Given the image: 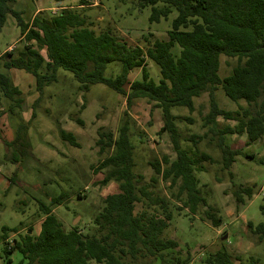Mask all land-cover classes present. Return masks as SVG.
I'll return each instance as SVG.
<instances>
[{
    "label": "trees",
    "instance_id": "obj_1",
    "mask_svg": "<svg viewBox=\"0 0 264 264\" xmlns=\"http://www.w3.org/2000/svg\"><path fill=\"white\" fill-rule=\"evenodd\" d=\"M51 1L57 5L67 0ZM70 1L77 5L57 6L56 13L39 11L27 22L23 12L15 9L16 0H0V34L11 15L21 29L22 42L18 50L6 51L0 56V94L11 102L8 111H0V117L23 111L24 103L21 89L3 71L30 74L35 79L36 91L42 96L46 87L58 82L59 71L63 70L72 74L83 93L81 109L86 108V94L97 85L124 96L128 108L141 99L154 104L163 119L158 135H169L175 158L163 155L160 160L150 162L153 170L150 182L137 173L135 141L143 144L144 137L133 133V120L125 112L116 133L104 128L97 132L99 154L106 155L94 169L97 174H104L99 184L115 182L119 191L104 199L92 228L86 233L79 226L65 230L52 206H61L67 194L51 198L49 205L38 200L43 216L38 235L29 234L31 230L19 234L17 229L3 228L4 264H11L10 254L14 251L22 256L18 264H142L147 260L190 264L189 254L176 257L180 245L167 235L174 212L181 215L187 210L195 216L203 210L215 228L221 227L222 217H217L203 192L208 185L201 184L197 173L208 172L206 164H217L221 173L233 182L231 169L236 158L243 155L253 159V156L233 149L226 138L246 135L250 145L264 137V0H139L141 9L151 7V23H160L173 11L177 12L167 32L168 39L151 41L154 35L150 34L143 39L144 46L131 45L110 29L97 32L94 24L79 11L90 5V0ZM175 46L180 48L178 55L173 52ZM222 56L237 61L227 77L219 74ZM148 61L158 67V81L151 77ZM116 63L120 65L118 72L107 76L110 65ZM135 70L141 71V79L130 82L129 77ZM220 90L238 104L237 110L220 108L216 97ZM205 94L209 97L210 109L203 119V127L208 130L203 135L193 134L183 139L176 125L181 117L172 110L186 108L193 114L196 99ZM219 118L234 124H224L220 129ZM73 120L84 125L79 117ZM182 120L193 122L190 117ZM56 125L61 140L78 147L75 135L63 129L59 120ZM27 130L28 126L20 124L15 139L6 142L12 149L13 162L21 163L28 156L31 146L23 137ZM206 139L215 142L220 159L215 160L200 150L199 144ZM183 141L192 146L183 147ZM19 168L8 177L10 187L17 183ZM215 181L222 183L223 176L216 173ZM160 184L164 185L165 195L156 191ZM233 187L238 212L253 198L254 190ZM247 231L255 244L264 242V223L248 222ZM10 232L18 238L8 242ZM203 262L260 264L254 257L244 260L225 249L208 253Z\"/></svg>",
    "mask_w": 264,
    "mask_h": 264
},
{
    "label": "rangeland",
    "instance_id": "obj_2",
    "mask_svg": "<svg viewBox=\"0 0 264 264\" xmlns=\"http://www.w3.org/2000/svg\"><path fill=\"white\" fill-rule=\"evenodd\" d=\"M16 1L15 9L23 12L27 22L38 9L48 13L58 11L57 5L51 0ZM90 3L79 11L94 24V29L97 32L110 29L131 45L144 46L143 39L150 34L154 35L150 38L151 41L167 40V32L172 28V21L177 16V12L173 11L160 23H151V7L141 9L139 0H90ZM61 5L76 6L77 3L67 0ZM20 39L21 29L15 18L9 15L0 34V56L6 51L18 50L22 45ZM179 51L180 48L175 46L173 52L178 55ZM42 54L46 56L44 51ZM236 62L235 59L222 56L220 76H229ZM119 67L118 63L110 65L111 69L109 68L106 75L110 76L113 72L116 74ZM148 69L151 77L158 81V67L148 61ZM3 72L21 89L24 103L23 111H16L14 115L7 113L0 117V264H4L5 260L3 228L17 229L19 234L28 230H31V235L39 234L43 216L39 212L38 200L49 205L51 198L62 193L67 194L68 197L64 198L61 206H52L53 213L62 222L65 230L79 226L86 233L92 228L95 216L102 211L104 199L119 191L115 182L105 186L99 184L104 174H97L94 169L106 155L99 154L96 145L97 132L104 128L116 133L125 112H128L133 120V133L144 137L141 138L143 144L135 141L137 173L144 175L146 181L150 182L153 175L150 162L160 160L163 155L175 158L169 135H158L163 126V119L161 111L156 109L154 104L141 99L128 108L124 96L103 85H97L86 94V108L81 109L83 93L69 72L60 70L58 82L46 87L42 96L36 91L35 79L30 74L19 70ZM138 79H141V71L135 70L129 80L132 82ZM125 89L128 91L129 85ZM216 97L221 109L237 110L238 104L228 99L222 90L217 92ZM10 103L0 94V111H8ZM240 104L245 105L244 102ZM209 109V97L205 94L196 99L193 114L186 108L172 110L173 114L181 117V120L176 121V125L183 139L193 134L203 135L208 130L203 127V119ZM78 117L83 120V126L73 120ZM184 117H190L193 122H185L182 120ZM56 120H59L63 129L75 135L78 147H72L61 140ZM20 124L28 126L23 137L31 148L28 149V156L23 158L21 163H16L11 159L12 149L6 146V142L15 139L16 128ZM224 124L234 123L219 118L218 127L222 129ZM226 141L233 149H240L243 153L253 156V159L243 155L236 158L231 169L233 182L227 174L221 173L217 164H206L208 172L197 173L201 184L208 185L203 189L204 195L208 205L215 209L217 217H222V226L215 228L206 219L203 210L195 216L187 210L181 215L175 211L167 235L180 245L181 252L176 251L179 253L176 257L189 254L190 264H206L203 259L208 253L224 249L244 260L254 257L260 264H264V242L255 244L247 231L248 222L255 225L264 223V137L250 145L247 144L246 135L228 136ZM182 146L189 147L192 143L183 141ZM199 148L215 160L220 159L215 142L206 139L199 144ZM19 166L17 183L10 187L8 177H11ZM216 173L223 176L222 183L215 181ZM233 185L251 187L254 190L253 198L241 206L238 212L233 197ZM156 191L160 195L166 194L163 184L158 185ZM137 209L140 210L141 205L138 204ZM224 237L226 238L223 239ZM16 238L18 235L10 232L8 242ZM10 258L11 264H18L22 256L18 251H14ZM142 264L160 263L157 260H147Z\"/></svg>",
    "mask_w": 264,
    "mask_h": 264
},
{
    "label": "crops",
    "instance_id": "obj_3",
    "mask_svg": "<svg viewBox=\"0 0 264 264\" xmlns=\"http://www.w3.org/2000/svg\"><path fill=\"white\" fill-rule=\"evenodd\" d=\"M39 11H41V9L36 10L34 15H36ZM34 15H33V16H34ZM31 19H32V18H31Z\"/></svg>",
    "mask_w": 264,
    "mask_h": 264
},
{
    "label": "water",
    "instance_id": "obj_4",
    "mask_svg": "<svg viewBox=\"0 0 264 264\" xmlns=\"http://www.w3.org/2000/svg\"><path fill=\"white\" fill-rule=\"evenodd\" d=\"M61 4H62V3L60 2V3L57 4V6H60ZM29 233H30V232H29ZM225 238H226V237H224L223 239H225Z\"/></svg>",
    "mask_w": 264,
    "mask_h": 264
}]
</instances>
